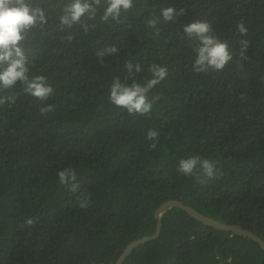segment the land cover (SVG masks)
I'll list each match as a JSON object with an SVG mask.
<instances>
[{"label": "trees", "instance_id": "obj_1", "mask_svg": "<svg viewBox=\"0 0 264 264\" xmlns=\"http://www.w3.org/2000/svg\"><path fill=\"white\" fill-rule=\"evenodd\" d=\"M31 2L48 19L24 42L30 71L55 91L40 101L19 84L0 90L16 96L0 105V264H114L128 242L154 232L155 209L172 198L264 240V0H133L123 23H102L100 8L87 32L79 25L61 31L58 17L69 0ZM166 6L184 14L160 18L154 36L147 21ZM198 20L234 53L222 71L192 70L196 42L183 27ZM241 20L247 36L236 31ZM240 39L250 41L247 59L236 55ZM113 45L115 55L97 57ZM127 60L144 70L130 76ZM153 63L168 75L149 93L157 98L149 116L109 103L115 78L144 83ZM46 104L55 110L41 116ZM150 129L158 132L155 148ZM192 155L214 161L220 178L198 168L201 184L178 172V161ZM66 167L76 171V193L59 183ZM82 194L87 208L79 207ZM122 264H264V250L172 207L159 237Z\"/></svg>", "mask_w": 264, "mask_h": 264}, {"label": "clouds", "instance_id": "obj_2", "mask_svg": "<svg viewBox=\"0 0 264 264\" xmlns=\"http://www.w3.org/2000/svg\"><path fill=\"white\" fill-rule=\"evenodd\" d=\"M133 0H69L61 9L58 21L61 31L71 29L74 25H79L85 32L89 27L95 28L96 25H88L87 20H95L97 12L103 9L99 19L102 23L114 21L117 24L123 23L122 13L132 10ZM184 9L178 12L173 7H161L159 17L153 13L152 18L147 21V27L154 29V36H158L160 29L157 27L160 18L165 22L173 20L174 16L183 15ZM45 10L39 6H33L31 0H0V90L14 89L17 85L22 86L23 93L30 95L40 101H47L54 94V88L49 84L46 76L32 73L29 67V57L26 55L24 42L28 33L34 28H43L47 24ZM236 31L240 36H247L248 29L243 20L237 23ZM186 37L196 42L193 49L195 59L192 70L195 73L212 71H222L225 66L233 60L234 53L229 50L227 41L221 40L214 34L212 25L207 21L198 20L183 27ZM68 40L72 39L69 35ZM250 41L240 39V49L236 55L240 60L247 59L245 52L249 47ZM118 49L115 45L106 47L96 52L97 57L105 55H115ZM124 69L131 76L133 72L140 73L144 69L140 63H133L127 60ZM148 71L151 79L146 82H137L135 78L131 83H122L119 78H115L109 85L108 101L110 104L124 109L130 115L147 117L153 109L156 97H149L150 91L168 75V69L153 63ZM15 95L7 97L0 96V105L5 101L14 103ZM54 104H46L39 108L41 116L54 112ZM158 132L148 130L146 138L154 141L150 148L156 147ZM202 171L207 179H219L221 173L217 170L215 162L198 155L181 158L178 161L177 171L186 175L194 176L197 183H205L201 176L197 174V169ZM59 183L66 185L68 190L76 193L80 189L77 182L75 169L66 167L57 172ZM90 206L88 195L82 194L79 207L87 208ZM27 226L34 224L33 219L25 221ZM219 259V257H217Z\"/></svg>", "mask_w": 264, "mask_h": 264}, {"label": "water", "instance_id": "obj_3", "mask_svg": "<svg viewBox=\"0 0 264 264\" xmlns=\"http://www.w3.org/2000/svg\"><path fill=\"white\" fill-rule=\"evenodd\" d=\"M172 207H179L183 209L184 211L187 212L189 216L193 217L194 219L208 226L221 229V230H225V231H229L233 234L235 233L238 235L249 237L253 239L254 241H256L261 246V248L264 250V240L260 236H258L256 233H254L253 231L246 229L236 223L221 222L218 219H215L211 216L204 214L203 212L196 210L192 206L184 203L183 201L179 199L172 198V199H168L160 203V205L155 209L154 218L156 219V225H155L154 232L150 235H143L141 237H138L128 242L123 248V250L121 251V253L119 254V256L117 257L114 264H122L126 256L138 245L143 244L150 240L157 239L160 235V231L162 227V217L168 211V209Z\"/></svg>", "mask_w": 264, "mask_h": 264}]
</instances>
